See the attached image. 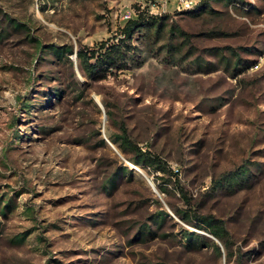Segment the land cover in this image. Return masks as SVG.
Masks as SVG:
<instances>
[{
    "label": "rangeland",
    "instance_id": "374dc122",
    "mask_svg": "<svg viewBox=\"0 0 264 264\" xmlns=\"http://www.w3.org/2000/svg\"><path fill=\"white\" fill-rule=\"evenodd\" d=\"M0 264H264V0H0Z\"/></svg>",
    "mask_w": 264,
    "mask_h": 264
},
{
    "label": "trees",
    "instance_id": "16d2710c",
    "mask_svg": "<svg viewBox=\"0 0 264 264\" xmlns=\"http://www.w3.org/2000/svg\"><path fill=\"white\" fill-rule=\"evenodd\" d=\"M155 21L156 17L153 15L138 13L132 16L111 39L102 42L98 49L80 50L77 55L85 70L94 75L99 71H109L112 68L125 69L131 52L130 42L134 35L143 29L150 28L156 23Z\"/></svg>",
    "mask_w": 264,
    "mask_h": 264
}]
</instances>
